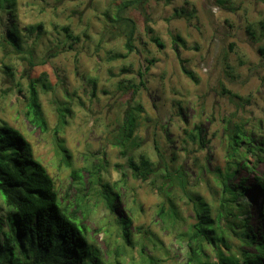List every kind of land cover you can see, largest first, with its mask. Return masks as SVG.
I'll return each instance as SVG.
<instances>
[{
	"label": "rangeland",
	"instance_id": "1",
	"mask_svg": "<svg viewBox=\"0 0 264 264\" xmlns=\"http://www.w3.org/2000/svg\"><path fill=\"white\" fill-rule=\"evenodd\" d=\"M131 1L135 0H15L14 22L0 10V125L23 135L54 180L60 202L76 208V217L102 256L119 257L121 250H116L124 245L130 258L125 261L139 264L143 243L146 258L185 264L186 244L162 231L156 215L164 201L159 193L162 172L146 181L135 179L127 158L137 161L144 155L155 165L158 146L170 167H182L190 198L201 196L218 208L221 190L215 167L223 169L225 164L223 120L231 118L264 140V56L258 51L264 48V0L132 3L123 13L135 23L133 51L127 53L122 28L115 29L111 18ZM12 23L22 37L20 53L5 42ZM35 25H41V34L25 30ZM63 27L80 40L69 42ZM183 68L197 82L185 76ZM30 84L38 93L46 131L30 125L24 116ZM128 108L138 111L124 155L118 144L119 126ZM195 126L199 139L192 140L189 134L195 133ZM59 145L68 151L69 166ZM79 169L85 183L82 194L70 176ZM89 169L100 181L87 193ZM262 172L264 163L252 172L238 170L232 181L245 180L244 201L252 210V223L261 200L254 176ZM123 173L127 177L121 181ZM115 185L118 197L109 211L101 197ZM164 187L183 225L193 223L191 201L179 188L168 189L167 183ZM0 206L5 214L1 198ZM120 219L131 221L129 245L122 242ZM152 233L163 250L155 252L148 242Z\"/></svg>",
	"mask_w": 264,
	"mask_h": 264
},
{
	"label": "trees",
	"instance_id": "2",
	"mask_svg": "<svg viewBox=\"0 0 264 264\" xmlns=\"http://www.w3.org/2000/svg\"><path fill=\"white\" fill-rule=\"evenodd\" d=\"M142 0L123 3L118 7L117 13L111 22L119 28L125 38L127 53L133 51L135 23L124 17V10L130 4H139ZM15 0H0V10L8 14V21L14 22L13 10ZM108 17V15L106 14ZM113 26V27H114ZM29 33L41 34V25L26 28ZM69 42H78L80 37L73 35L68 27H63ZM177 41L183 42L179 37ZM5 42L16 53L22 49V37L18 33L17 25H9L5 35ZM160 46L157 39H154ZM68 48H72L71 44ZM264 56V48L258 49ZM125 58V55L117 56ZM148 71V68H145ZM185 76L197 82L194 74L183 68ZM141 75V74H140ZM140 85H143L140 82ZM26 112L24 116L28 123L41 131L47 130L39 97L33 84L28 88ZM132 93L137 88L131 86ZM230 94L229 91L223 90ZM132 94V95H133ZM233 96V95H231ZM138 109L128 108L123 113L122 123L119 126V146L126 155V147L132 139ZM65 124L61 118V126ZM195 133H190L192 140L199 139L198 126ZM223 149L225 164L223 169L216 168L217 185L221 190V200L218 208L213 209L203 197L191 199L187 194V176L181 166L170 167L155 147L158 162L154 165L149 158L140 155L135 161L128 157V168L135 179L146 181L150 176L161 171L162 186L159 193L164 201L158 206L156 215L159 218L160 228L166 234L186 244L185 264H264V172L254 179L260 192L258 217L253 223L252 210L244 201L247 185L243 178L232 183L237 171L244 169L254 171L256 165L264 163V140L256 139L253 133L243 124L234 122L231 118L222 122ZM202 140H200L201 142ZM65 163L69 166L68 151L59 145ZM125 150V151H124ZM88 169V168H87ZM82 170H72V182L77 185L82 194L84 188ZM127 174H122L123 181ZM100 181L97 172L88 171L87 193ZM168 189L179 188L191 201L194 221L183 225L184 219L175 203L165 193ZM103 186V185H102ZM104 187H109L107 184ZM117 185L110 193L101 197L104 206L111 211L114 207L118 193ZM167 191V189H166ZM0 198L6 207V213H1L0 206V264H128L124 254V245H119V257L109 259L101 255L88 235L86 226L76 217V208L71 210L63 205L55 188L54 180L48 175L45 167L34 158L32 148L23 135L5 124L0 125ZM80 204L77 203V209ZM121 239L124 244H131L129 219H120ZM185 228H184V227ZM184 228V229H183ZM148 242L154 251L163 250V245L156 234L151 235ZM145 245L139 244V264H161L163 260L155 256L145 257ZM128 260L130 258H127Z\"/></svg>",
	"mask_w": 264,
	"mask_h": 264
}]
</instances>
